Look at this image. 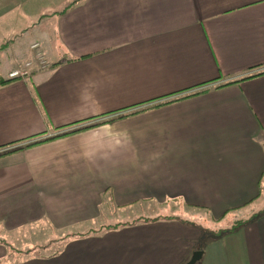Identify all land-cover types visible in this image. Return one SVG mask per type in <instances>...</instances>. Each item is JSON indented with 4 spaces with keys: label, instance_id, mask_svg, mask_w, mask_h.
Listing matches in <instances>:
<instances>
[{
    "label": "crops",
    "instance_id": "1",
    "mask_svg": "<svg viewBox=\"0 0 264 264\" xmlns=\"http://www.w3.org/2000/svg\"><path fill=\"white\" fill-rule=\"evenodd\" d=\"M34 42L50 66L11 79ZM0 81V264L41 225L65 250L22 264H264V205L122 221L261 198L264 0H0Z\"/></svg>",
    "mask_w": 264,
    "mask_h": 264
},
{
    "label": "rangeland",
    "instance_id": "2",
    "mask_svg": "<svg viewBox=\"0 0 264 264\" xmlns=\"http://www.w3.org/2000/svg\"><path fill=\"white\" fill-rule=\"evenodd\" d=\"M64 1L40 0L41 3L49 4L51 6L62 4ZM38 33H39L38 31L30 29L26 35L25 33H23V39L18 41V43L19 42L25 43L26 41H29L30 39H32L34 36L38 35ZM33 59H35L34 56L32 57L31 60ZM263 205H264V190H263L261 198L258 199L257 202L254 203L253 205H249L248 207H246L240 212H235L233 214H230L224 219L214 221L209 214H206V213L204 214L203 210L190 209L188 207L186 208L176 207L174 209V206L173 207L172 206H161V207L158 206L155 208V212H153L152 208L148 206V203H146L145 201H139L138 203L132 205L131 207L127 206L124 208L122 212V219H123L122 221H133L134 219L138 217H145V216L153 217V215H155L156 213H159L160 215H166V214L169 215V214L175 213L184 218L193 219L199 225L204 227L203 230H209V231L217 230L218 231L222 229L231 228L233 225H236L238 222L242 221V219H244V217H247V215H249L251 212H256L259 209H261ZM100 210H102L103 212H105V210L110 211L109 208H100ZM109 217L110 216H108L107 218ZM107 218L105 216V213H103V216L98 217L96 221H98L99 223H102ZM110 218L112 219V217ZM140 219H145V218H140ZM94 227H97V225H94ZM37 228L42 229L43 231L39 230L38 232H34L30 230L24 236L25 238H18L17 240L11 241L14 247H24L19 252L17 251V254L16 255L14 254L15 256H12L11 264H22V263L32 260L33 258L44 259L42 261H50V260H53V257L55 255H58L59 253L65 250L63 243H59L60 241H58V243L55 242V239H59V238H55L54 235L56 236L58 235V233L54 232L51 226L48 227L45 225H41ZM15 235L16 233L9 234L8 238H12ZM31 244H34V245L30 247L29 245ZM35 245H37V248L32 249Z\"/></svg>",
    "mask_w": 264,
    "mask_h": 264
},
{
    "label": "built area",
    "instance_id": "3",
    "mask_svg": "<svg viewBox=\"0 0 264 264\" xmlns=\"http://www.w3.org/2000/svg\"><path fill=\"white\" fill-rule=\"evenodd\" d=\"M32 50L35 59L28 61L24 67L13 69L9 73L11 79L27 78L34 70H45L50 66L46 57V52L42 49L39 42H34L32 44Z\"/></svg>",
    "mask_w": 264,
    "mask_h": 264
},
{
    "label": "trees",
    "instance_id": "4",
    "mask_svg": "<svg viewBox=\"0 0 264 264\" xmlns=\"http://www.w3.org/2000/svg\"><path fill=\"white\" fill-rule=\"evenodd\" d=\"M4 83H5V81H0V85H1V84H4ZM103 123H105V122L96 123V124H93V125H90V126H87V127H84V128H80V129L74 130L73 133L78 132V131H80V130L88 129V128H91V127H94V126H98V125H101V124H103ZM64 135H65V134H64ZM57 137H59V136H54V137L52 136L51 138H48V139H45V140L48 141V140H51V139H55V138H57ZM45 140H44V141H45ZM40 142H42V141H40ZM40 142H33V143L29 144V146L37 145V144L40 143ZM240 224H241V223H240Z\"/></svg>",
    "mask_w": 264,
    "mask_h": 264
},
{
    "label": "water",
    "instance_id": "5",
    "mask_svg": "<svg viewBox=\"0 0 264 264\" xmlns=\"http://www.w3.org/2000/svg\"><path fill=\"white\" fill-rule=\"evenodd\" d=\"M202 255L201 251H197L194 253L192 259L188 262V264H194Z\"/></svg>",
    "mask_w": 264,
    "mask_h": 264
}]
</instances>
